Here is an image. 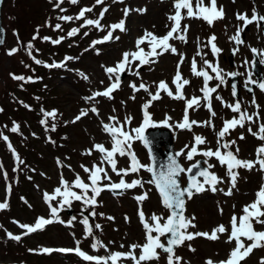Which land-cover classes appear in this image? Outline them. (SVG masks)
<instances>
[{
    "label": "rangeland",
    "instance_id": "rangeland-1",
    "mask_svg": "<svg viewBox=\"0 0 264 264\" xmlns=\"http://www.w3.org/2000/svg\"><path fill=\"white\" fill-rule=\"evenodd\" d=\"M192 2L195 11V0ZM55 4L56 0L51 2L50 0H4L1 10L6 35L4 44L0 47V127L4 128L0 133L7 136L8 141L0 138V141L4 143L0 149V203L7 204L6 208L0 210V264H94V262L83 261L74 253L45 254L41 249H74L76 242L79 241L80 249L88 255L107 257L114 252L126 253L130 245H143L146 242L145 230L138 215L140 211H143L150 223L153 214L165 219L169 215V211L162 206L161 198L154 186L147 183L149 173L144 169H140L137 173H129L124 176L125 181L141 180L142 187L123 190L122 194H113L111 191L104 190L97 197L94 209L85 207L80 201L71 203L75 211L90 213L94 210L96 213L93 216L94 224H99L101 228L94 227L93 235L106 246L107 250L99 248L94 251L91 247L93 236L85 238L84 226L80 223L83 219L81 214L75 212L72 216H67L65 209L68 206L64 205L62 209L60 207L59 202L62 197L57 196L55 200L47 203L43 197L45 193L54 195V190L60 187L61 176L71 184L78 174L85 183H90L89 174L83 170L82 165L89 169L93 164L102 166L111 177V182H119L120 177L112 172L107 162L101 165V154L98 151L94 150L91 155L85 153L92 149L94 144H101L106 149H111V137L102 130V122L115 123L109 121L110 116H115L121 124L126 117H131V123L125 125V130L129 132L140 125L143 120L142 105L150 99V96L144 90L134 93L129 87L130 84L139 86L144 83L154 94L159 82L164 81L175 93L172 79L177 72L180 56L165 52L155 58L156 63L145 64L140 68L136 67L139 61H133L130 66L131 71L124 73L119 88L112 93L111 99L99 96L94 100L86 101L84 98L92 96L93 92L103 91L110 84L102 65L115 66L122 59L123 53L136 51V40L144 36L146 31L162 37L170 30L173 22L168 17L175 14L174 0H103L102 4H97L96 0H78L76 4L63 0L59 8L55 7ZM205 5L210 7L209 0H205ZM216 7L217 10L223 8L224 18L215 20L212 25L203 19L188 18L187 10L181 9V14L184 16L180 22L181 29L184 25L189 26L186 34L187 42L176 39L170 40L169 43L177 49L178 53L184 54L185 61L180 66V72L182 77L188 79L190 83L183 88L185 100L173 99L161 91V98L153 101L148 108L153 120L163 121L167 115L171 117L170 123L173 125L176 122H182L185 101L193 96L202 97L200 91L202 77L197 78L190 71L193 57L197 61V67L200 68L207 58L209 61L218 59L221 62L222 59L226 60L229 52L234 53L235 50L233 54L235 70H238L242 76L241 66H244L242 63L247 60L250 65L253 54L250 49L257 50L259 59L260 54L264 53L261 29L255 23L248 25L243 44L237 45L230 40V37L236 33L237 27H243V21L237 19V14H247L250 18L255 9L260 16H264V0L254 2L216 0ZM84 8L92 9L91 12L85 13V18L93 20L99 18L103 9H107L100 21L103 30L94 26L82 28L83 19L72 21L58 19L60 16L75 18ZM126 8L130 9L127 16L124 14ZM139 9L145 11L140 12ZM121 20L124 21L125 31L116 29L113 31V39L91 46L93 41L100 40L107 34L110 30L108 26L117 24ZM57 24L61 25L60 29H56ZM72 28H79L80 31L68 37L67 33ZM85 32L87 35L84 34ZM34 36L36 39H33ZM212 36H215L214 43L221 50L215 56L212 53L211 44L208 43ZM44 37L50 39L45 40ZM60 37H64L60 43L52 42ZM29 42L33 45L32 55L41 60L42 64L34 63L27 54L26 45ZM140 47L144 48L145 52L149 51L147 43ZM198 47L201 52L199 56L196 55ZM13 48L19 50L13 55H8V50ZM66 57L72 59L66 60ZM53 63L63 66L57 68L44 66ZM136 71L139 72V76L134 74ZM80 73H84L88 79H83ZM12 75L23 76L26 79L15 80ZM29 77L31 80L27 79ZM241 80L246 82L245 77ZM215 81L217 80L213 79L212 85ZM255 95V97L247 95L241 97V110L249 115L258 113L259 118L253 116V121H246L244 127L237 126L235 129H230L220 141L222 144L235 141L228 149L221 148V152L231 151L238 159L245 161H255L256 149L264 145V140L257 139L248 131L251 127L253 132H257L259 126L264 124V93ZM133 96H135L134 99ZM253 98L256 101L255 104H252ZM230 100H234L232 96ZM201 102L202 99L199 107L194 106L188 109V118L200 123L193 124L190 131L170 130L175 151L183 150V154L178 158L185 168L197 158H201V164L206 168L207 165L203 161L209 159V163L214 165L209 171L216 173L224 181L217 185L219 191L207 190L196 194L191 200L186 198L184 215L189 219L195 217L193 223L196 225L189 227L188 232L211 234L214 228L224 225L226 215L235 214L239 218L243 215L242 208L256 200V192L261 184H264V172L260 170L258 164L252 170L236 169L235 171L238 172L236 187L232 189L231 195H225L231 187L229 178L226 176V166H220L214 157L206 158L197 155L192 160L185 158L187 151L195 143L194 137L197 135L206 141L197 146L198 151L208 148L215 151L218 146L217 133L223 127L224 121L239 116L231 110L213 111L215 116H212L209 110L201 107ZM93 106L98 109V115L90 111ZM53 110L56 111L55 119L49 117L47 123L42 125L40 121L45 119L43 113ZM81 110H88V115L73 123L72 121ZM208 121H211V125L205 123ZM14 123L18 125L20 133L21 128H24L22 131L27 135L30 144L31 156L27 158V164L22 163V159L17 160L18 156L13 155L14 150L8 147L9 143L13 146L12 143L15 141L13 132L10 130ZM53 123L56 125L55 131L51 129ZM241 135L243 139L240 138ZM186 145L188 148L185 147ZM237 149H239L238 152ZM131 152L140 163L149 164L146 149L140 141H132ZM115 159L118 169L128 168L130 165L128 156L116 154ZM57 161L60 162L59 165ZM6 164H8V170L11 164L15 169H19L18 175L13 176L11 171L6 170ZM21 164L23 167H19ZM5 173L7 177L10 174L11 179L6 180ZM22 176L24 183L20 187L17 180ZM14 181L19 185L16 195L14 198L7 199L8 188ZM181 181L182 185H185L184 176ZM108 183L107 180L103 181V184ZM205 187L208 186L205 185ZM72 190L77 193L81 191L78 188ZM144 193H147V199L137 202L134 197ZM88 195L91 196L90 191ZM49 204L58 209L60 221L67 222L75 217L72 225L54 222L46 225L43 230L24 235L26 230L19 225L31 226L35 224L37 218H51ZM108 217L114 219L110 220ZM163 222L162 220L161 223ZM253 227L256 231H264V225L256 224L254 221ZM7 233L20 235L21 239L19 241L9 239ZM153 235L156 234L153 233ZM218 235L221 238V235ZM161 242L164 243L163 237ZM250 243L251 241H247L246 246ZM189 245L194 251L190 250ZM202 247L209 248V253H205ZM157 251L160 252L159 249ZM174 252L176 256L182 258L181 264H205L207 260H212L214 264L218 262L215 260L217 257H215L213 240L201 236L185 241L181 246L175 247ZM134 254L139 257L140 249H136ZM261 258H264V247L253 249L240 264H260ZM108 264H111V261ZM117 264H133V261L122 259L117 261ZM141 264H167V256L161 252L159 260L141 262Z\"/></svg>",
    "mask_w": 264,
    "mask_h": 264
},
{
    "label": "snow or ice",
    "instance_id": "snow-or-ice-1",
    "mask_svg": "<svg viewBox=\"0 0 264 264\" xmlns=\"http://www.w3.org/2000/svg\"><path fill=\"white\" fill-rule=\"evenodd\" d=\"M51 2V0H50ZM70 3L76 4L78 0H69ZM63 3V0H56L55 7L59 8L60 4ZM97 4H102L103 0H96ZM209 6H205V0H195V11L193 9V2L192 0H174V9L175 14L169 15L168 19L173 23L170 26V30L162 37H157L155 34L151 32H145L144 36L137 38L136 40V51L133 52H125L122 54V59L116 63L115 66L112 67H104L105 74L108 76L110 80V84L106 89L103 91H96L92 93V96L85 97L86 101L94 100L96 97L103 96L106 98L111 99L112 93L119 88L120 85V74H123L127 71H131V65L133 61H139V64L136 65L137 68L142 67L145 64L156 63L157 57L163 55L165 52H170L174 55L178 54L180 56V60L177 63V72L172 79V83L175 85V93H173L168 85L161 81L157 85L156 92L153 94L149 91L148 86L144 83H141L139 86L132 83L129 87L132 88L133 92H138L140 90H144L148 92L150 99L146 101L144 105H142L143 111V120L141 121L140 125L131 130V132L125 130V125L131 123V117H126L123 124L115 116H110L109 121H113L115 123H103L102 122V130L107 133L111 137L112 147L111 149H106L101 144H94L92 149L87 150L85 154L91 155L92 152L98 151L101 154V165L104 162H107L110 165L112 172L116 173L117 176L120 177L118 183L111 182V177L108 175L107 171L102 166H98L93 164L92 168L89 169L88 167L81 166L83 170L89 174V181L90 183H85L77 174L74 181L69 184V182L63 179L61 176L60 180V187H57L54 190V195H49L47 193L44 194L45 202H49L51 200H55L57 196L62 197V200L59 202L61 209L64 205L71 207L72 201H80L83 203L85 207H94L97 204V197L101 194L102 191L108 190L113 192V194H122L123 190L132 189L137 186L142 187L141 180H132L131 182H126L124 176L128 175L129 173H137L140 169H144L148 173L151 174V179L147 181V183L154 186L155 190L158 192L159 197L161 198L162 206L169 211V215L165 219L162 216H157L153 214L150 218L151 223L145 218L143 211L138 213L140 222L142 227L145 230V243L143 245L134 244L129 246V251L126 253L121 252H114L110 253L107 257H98L93 255H88L83 252L79 247V241L76 242V247L72 248H43L41 251L45 254H51L52 252H59V253H74L78 257L82 258L83 261L87 262H94V264H108L111 261V264H117V261L122 259H129L133 261V264H141V262H147L152 260H159L160 253H164L167 256V264H181L182 258L175 255L174 248L181 246L185 241H191L195 237L201 236L205 237L209 240H217L219 239L218 234H223L228 230L224 225H219L214 228L211 234L207 232H196L191 233L188 232L189 227H195L196 225L193 223L195 217L191 219L187 218L184 215L185 211V204L186 200H191L196 194L202 193L207 190H211L213 192L219 191L220 189L217 188V185L223 183V179L218 177L216 173L210 172L209 169L214 167L211 163H209V159H204L203 163L207 165L206 168L200 169L194 175H188L187 177V185L185 187L181 186V174L183 173H192L194 168H199L200 161H197L195 164H192L189 168L185 169L177 160V157H180L183 154V150L181 152H176L174 155H170L167 161L160 165L159 170L156 169L155 166V157L153 156L151 149H150V141L145 135V131L149 128H168V129H187L191 130V126L193 124H198L200 122L197 121H190L188 118V109L193 108L194 106L199 107L200 101L203 99L207 102V107L209 112H211L212 116H215V112L212 111L211 108V94L217 91V88L224 84L225 81V73L223 70L219 68L218 64H214L209 62L208 60H204V66L198 68L197 61L195 57H193L191 61L190 71L193 76L197 78L202 77V87L200 91L202 92V97L193 96L191 99L186 100L185 104L186 107L184 109V117L182 122H176L174 125L170 123L171 117L165 116L163 121H155L152 119L151 113L148 111V108L152 105L153 101H156L161 98L160 93L164 91L169 97L177 100H185L183 88L185 85H188L190 81L182 77L180 72V66L185 61V56L183 53H178L177 49L169 43L170 40H181L182 42L186 43L187 38L186 34L188 31V25H184L181 29V20L184 19V16L181 14V9H186V15L188 18H196V19H203L209 25H212L215 20L223 19L224 12L223 8L221 7L217 10L216 7V0H209ZM64 11V9H60ZM91 8H84L81 9L79 14L73 18L70 16H60L58 19L63 21H72L73 19L81 20L83 19V24L81 27L86 26H94L99 30H103V26L101 25L100 21L103 18L104 12L107 9H103L98 19H86L85 13L91 12ZM130 9H125L124 14L125 16L128 15ZM138 11L143 12L144 9H139ZM237 19L243 21V27L248 26L249 24L257 23L258 25L261 22H264V16H260L258 12L253 9V14L249 18L247 14H237ZM56 29H60L61 25L57 24ZM109 31L102 39L96 40L92 42V47L96 44H101L113 39V31L119 29L120 31H125L124 21L121 20L119 23L110 25ZM243 27H237L236 33L230 37V40L233 41L235 44H243L244 41L241 39V32ZM80 31L79 28H72L68 31L67 36L72 37L76 35ZM3 29L0 28V44L3 43L2 38ZM174 33L176 35H174ZM87 35V32L84 33ZM36 39V36L33 37ZM43 39L48 40L50 38L44 37ZM64 37H60L59 39L52 41L53 43H60ZM115 39H119V37H115ZM215 36L209 38L208 43L211 44V50L213 55H217L221 50L215 45ZM147 43L149 47V51L145 52L144 48L140 47L142 44ZM33 45L29 42L26 45V51L30 58L33 59L34 63L40 65L43 62L39 59H36L32 55ZM159 49V51H157ZM19 49L13 48L8 50V55L15 54ZM254 54L253 66H255L256 60V49H250ZM38 51V50H37ZM235 54V50L234 53ZM197 56L201 55L199 47L197 49ZM131 58V59H130ZM66 60L72 59L71 57H66ZM249 62L246 60L245 64ZM259 64L264 65V53L260 54V59L258 60ZM45 67H62V64L53 63L51 65H44ZM211 69V72L215 75H210L208 71L205 70ZM135 75L139 76V72L136 71ZM81 77L85 80L88 77L84 73H80ZM226 75L230 77H236L240 75L238 72H231L227 73ZM114 77V79H113ZM12 78L15 80H25L26 78L23 76H15L12 75ZM31 80V78H27ZM219 81L216 87H209V81L211 80ZM103 83V81H101ZM249 85H257L259 89L264 92V78L261 81L251 79V73H249V79L245 82L246 89L251 92L252 88ZM232 95L236 97L237 90L236 85H232ZM133 99L135 96L132 97ZM217 100H220L223 104L222 97L216 96ZM256 101L253 98L252 104H255ZM225 107H228L233 113H238V118L234 116L231 120L224 121L223 127L217 133V148L213 151L211 148H208L204 151H198V145L204 144L206 141L203 137L197 135L194 137L195 143L190 147L187 151L186 159L192 160L195 155H202L206 158H215L220 166H226V176L229 178V182L231 187L225 192V195H231L232 189L236 187V182L238 179V172L235 171L238 168H244L247 170H252L257 164L262 172H264V145L258 147L256 149V156L257 159L255 161H245L240 160L237 156L231 151L221 152V148L228 149L231 144H234L235 141H230L227 143H221L220 141L225 137V135L229 132L230 129H235L237 126L244 127L245 122H252L253 116L259 118L258 113H253L249 115L246 111L241 110V103L239 100L236 101L235 104H225ZM27 107V105H25ZM258 107V105H257ZM43 111V110H42ZM90 111L94 114H99L98 109L96 107H92ZM45 119H42L40 123L42 125L47 123V118L51 117L53 120L56 117V111L53 110L51 112H44ZM88 115V110H81L80 114L77 115L74 120L72 121L75 123L76 121L80 120L83 116ZM208 125H211V121L205 122ZM56 125L53 123L51 129L55 131ZM12 132L18 131V125L14 123L13 127L10 129ZM249 133L255 136L257 139L264 140V124L259 126L257 132H253L252 128L249 127ZM0 138L4 141H8V137L4 136L3 133H0ZM243 139L244 137L241 135L240 137ZM138 140L140 141L146 149H149V158L152 163L145 165L140 163L137 159L135 154L131 152V144L132 141ZM8 147L12 150V146L9 143ZM188 148V146H185ZM239 149H237V152ZM116 154L119 156H128L130 159V165L128 168L118 169L117 162L115 159ZM13 155L15 153L13 151ZM18 160L19 157H16ZM59 165V161H57ZM101 173L103 175L101 176ZM197 177H202V180L197 179ZM5 178H7L5 173ZM109 181L108 184H103V181ZM205 185L208 187L206 188ZM73 188H78L81 191L77 193L73 191ZM117 190H120L118 193ZM89 191L91 192V196L88 195ZM137 202H141L147 199V193L134 197ZM7 207L6 203H0V210ZM51 209L50 217L51 218H37L34 225H19L21 228L25 229L26 231L23 233L24 235L31 234L36 232L37 230H43L46 225L52 224L54 222L66 223L67 226H71L72 222L76 219L72 217L69 221L64 222L60 221L58 217V209L56 207H52L49 204ZM243 215L239 216V218L234 214L231 218V232L228 235L227 243H232L235 241V248H233L229 254L227 260L220 261L219 264H239L240 261L246 259L253 251V249L258 247H264V231H256L253 227V221L256 224L264 225V184H261L260 189L256 192V200L253 201L251 204L246 205L243 208ZM222 212V209H221ZM91 216H95V211H91L89 213ZM103 215V214H101ZM108 219H114L113 217H108ZM127 219V217L125 218ZM164 221L161 223V221ZM14 223H18L15 222ZM80 223L84 226L85 238L89 236H93V243L91 245L94 251L98 250L99 248H105L106 246L103 245L98 239H96L93 235V226L89 224L88 217L85 216ZM95 229H100L101 226L99 224L94 225ZM155 233L156 235H153ZM170 234V238L167 239L166 244L161 242V237L167 236ZM9 239L19 241L21 239L20 235H13L12 233H7ZM245 238L247 241H251L250 244L245 246L244 242L241 238ZM123 247V245H121ZM190 250L191 249L189 245ZM136 249H140L139 257H137L134 252ZM160 250L158 252L157 250ZM31 251V250H30ZM205 264H214L212 260H207ZM260 264H264V258H261Z\"/></svg>",
    "mask_w": 264,
    "mask_h": 264
},
{
    "label": "water",
    "instance_id": "water-1",
    "mask_svg": "<svg viewBox=\"0 0 264 264\" xmlns=\"http://www.w3.org/2000/svg\"><path fill=\"white\" fill-rule=\"evenodd\" d=\"M2 2L3 0H0V28L3 29V33H2V38L4 41V36H5V30L1 25V6H2ZM3 44V43H2ZM0 44V46L2 45ZM253 69L257 75V78L260 80V67L258 62L255 63V66H253ZM123 77V75H122ZM229 81L230 83L233 85L235 84L237 87V76L236 77H229ZM252 92V91H251ZM145 135L147 136V138L150 141V149L151 152L153 154V156L155 157V166L156 169L159 170V167L161 164L165 163L168 159V157L170 155H174V149H173V143L171 141V135L169 133V131L167 129L161 130V129H148L145 133ZM162 146L164 147V150H162ZM148 155H149V149H147ZM150 159V158H149ZM178 160V158H177ZM200 161V165L199 168H194L192 173H185L186 174V178L188 177V175H194L197 171H199L200 169H203L204 167L201 166V160ZM179 162V160H178ZM150 163H152V161L150 160ZM180 163V162H179ZM150 174V173H149ZM151 177V174H150ZM181 178V177H180ZM198 179V177H197ZM66 213L68 215L72 214V210L68 209L66 211ZM84 216L88 217V220L91 218V215L83 213ZM170 238V234L165 236V240L167 242V239Z\"/></svg>",
    "mask_w": 264,
    "mask_h": 264
},
{
    "label": "trees",
    "instance_id": "trees-1",
    "mask_svg": "<svg viewBox=\"0 0 264 264\" xmlns=\"http://www.w3.org/2000/svg\"><path fill=\"white\" fill-rule=\"evenodd\" d=\"M0 128H1L0 132H2L4 130V128L3 127H0ZM22 129L24 130V128L23 127L21 128V133L19 132V128H18L17 132H13L12 135L15 138V141L13 142V145H14V149H15L16 155L19 157V159H22V161H23L22 163H26L27 164V158L31 156V153L29 151V149H30L29 145L30 144L28 142L27 135L24 134ZM3 144H4L3 142L0 143V149L2 148ZM19 167H23V164H21ZM5 169L8 170V164H6ZM8 171H11L12 175L14 176L15 174L18 175L19 169H15L13 164H11ZM9 175L10 174H8V177L10 178ZM23 176H24V174H23ZM23 176L21 178H19V180H17L18 184L20 185V187L24 183L23 182ZM18 184L14 181V183L12 185H10V195H11L12 198H14L15 195H16V189H18V186H19Z\"/></svg>",
    "mask_w": 264,
    "mask_h": 264
},
{
    "label": "bare ground",
    "instance_id": "bare-ground-1",
    "mask_svg": "<svg viewBox=\"0 0 264 264\" xmlns=\"http://www.w3.org/2000/svg\"><path fill=\"white\" fill-rule=\"evenodd\" d=\"M232 216L233 215H231V214L226 215V221H224V226L226 227V229L228 231L225 232V233H223V234H220L221 235V238L220 239H217V240H214L213 241V245L215 246V257H217V259H215V260H217V261L227 260L228 257H229V254H230L231 250L233 248H235V241H233L232 243H227L226 242L228 240V235L231 232V224H230V221H231ZM203 238H205V237H203ZM241 239H242V241L244 242V244L246 246L247 240L245 238H243V237ZM202 249L204 250L205 253H209V248L202 247ZM241 262L242 261H240L239 264Z\"/></svg>",
    "mask_w": 264,
    "mask_h": 264
},
{
    "label": "flooded vegetation",
    "instance_id": "flooded-vegetation-1",
    "mask_svg": "<svg viewBox=\"0 0 264 264\" xmlns=\"http://www.w3.org/2000/svg\"><path fill=\"white\" fill-rule=\"evenodd\" d=\"M215 64H218L219 68L223 70V73H225V76L230 71V65L228 64V62L225 59H222L221 62L215 61ZM242 65H244V66L240 65L242 67V75H244V73H247L246 76H247V80H248L249 74H248L247 69H246L247 65L245 64V62L242 63ZM236 71L238 72V70H236ZM217 89H218V91H220V93L222 95V100L224 103L222 104L220 100H218V101L212 100L211 101V107L218 106V110H222V109L225 110L226 107L224 105L228 104L230 102V89L225 84H221ZM257 92L260 95H263V93H264L262 91H257ZM243 94H244L243 91H241V96H243Z\"/></svg>",
    "mask_w": 264,
    "mask_h": 264
}]
</instances>
